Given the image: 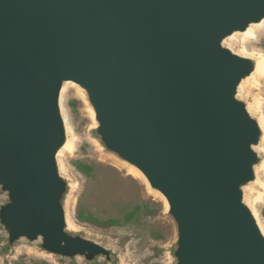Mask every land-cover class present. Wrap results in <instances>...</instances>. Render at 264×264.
Wrapping results in <instances>:
<instances>
[{
  "label": "water",
  "instance_id": "obj_1",
  "mask_svg": "<svg viewBox=\"0 0 264 264\" xmlns=\"http://www.w3.org/2000/svg\"><path fill=\"white\" fill-rule=\"evenodd\" d=\"M264 17V0H0V180L12 236L96 252L58 199L65 81L89 90L108 146L170 203L182 264H264L242 202L259 125L235 99L253 63L220 44Z\"/></svg>",
  "mask_w": 264,
  "mask_h": 264
},
{
  "label": "rangeland",
  "instance_id": "obj_2",
  "mask_svg": "<svg viewBox=\"0 0 264 264\" xmlns=\"http://www.w3.org/2000/svg\"><path fill=\"white\" fill-rule=\"evenodd\" d=\"M253 30L258 31L254 38L225 35L220 44L257 65L258 58L264 57V24ZM239 85L235 99L246 106L260 129L253 145L257 156L253 179L240 186L242 202L264 226V74ZM59 107L65 143L70 142L56 157L64 183L58 203L64 211L65 230L100 250L53 251L42 236H12L11 191L0 180V264H182L179 224L163 193L108 146L89 90L76 82H63Z\"/></svg>",
  "mask_w": 264,
  "mask_h": 264
},
{
  "label": "bare ground",
  "instance_id": "obj_3",
  "mask_svg": "<svg viewBox=\"0 0 264 264\" xmlns=\"http://www.w3.org/2000/svg\"><path fill=\"white\" fill-rule=\"evenodd\" d=\"M262 24H264V17H263V19L260 21V22H258V23H252L251 25H249V27L245 30V31H236V32H234L233 34H231V35H228V37L231 39V38H233L234 36H236L237 34H242V36H244V37H248V38H254L256 35H257V32L256 31H254L253 29H254V27H256V26H261ZM256 34V35H255ZM228 39V38H227ZM225 42V41H224ZM245 42V41H244ZM225 44V43H224ZM255 57V56H254ZM257 74H264V57H262V56H260L259 58H258V61H257V65H254V69H253V73L250 75V76H248L247 78L248 79H250V78H252V77H254V76H256ZM246 78V79H247ZM244 79V78H243ZM241 80V82H240V85H239V87L242 85L243 86V84H244V81L246 80V79H244V80ZM67 82H71V83H73L74 84V82H72V81H67ZM241 86V87H242ZM251 112L249 111V114H250ZM96 118H97V116H96ZM69 141L67 140V143H65V147L66 146H69ZM65 149V148H64ZM260 170V169H259ZM140 172V171H139ZM147 182H149V180L147 179ZM163 197H164V199H165V202H166V205L168 206V208L170 209V203H169V201H168V199L163 195ZM253 207V206H252ZM258 220V222H257V225H258V228H259V230H260V232H261V235L263 236V238H264V226L262 225V223H261V221L259 220V219H257Z\"/></svg>",
  "mask_w": 264,
  "mask_h": 264
}]
</instances>
